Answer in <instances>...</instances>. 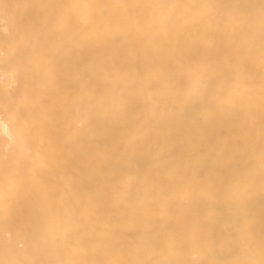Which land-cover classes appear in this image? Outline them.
Returning a JSON list of instances; mask_svg holds the SVG:
<instances>
[{
    "label": "snow or ice",
    "instance_id": "6c2138e0",
    "mask_svg": "<svg viewBox=\"0 0 264 264\" xmlns=\"http://www.w3.org/2000/svg\"><path fill=\"white\" fill-rule=\"evenodd\" d=\"M37 7L45 10L42 16L36 20L22 17L7 41V46L9 53L21 61L25 58L39 59L46 68L49 84L59 81L60 65L64 60H72L78 50L103 46L109 53L110 59L105 64L106 68L110 65L106 91L100 94L99 99L79 98V107L74 115L78 129L90 130L95 114L106 103L115 108L117 116L127 123L128 98L143 97L152 88L160 86L161 81L167 79L168 73L175 70L174 65L161 69L154 63L153 56L157 48L187 57L188 69L200 86L189 90L181 99L189 104L199 102L200 111L192 117L191 127L197 131L186 167L166 163L163 172L157 170L146 174H131L130 169L121 168L117 164L112 175L107 178L104 191L94 196L79 195L73 198L65 197L67 189L50 191L44 173L59 166V157L50 145L46 150L37 152L30 161L29 170L20 174L18 179L11 182V187L0 194V212L11 215L15 201L29 198L32 190L38 189L39 214L44 220L50 221L49 230L57 233L60 239L58 253L62 258L37 261L25 258V254L0 260V264H264V237L259 244L257 259L249 221V211L257 195L256 185L252 178L242 175V169L232 167L234 162L242 160L255 147L250 134V127L255 124L252 107L255 103L254 77L251 75L253 68H249L248 77L237 79L236 57L226 52L219 61L222 65L219 71L214 77L205 79L207 68L202 63L200 43L209 36L213 14L224 9L229 11L233 21L238 22L233 33L236 39L242 37L250 46L259 40L262 137L259 196L264 201V0L233 5L124 3L100 6L49 3ZM98 7L118 8L123 12L119 16H109L107 20H99L92 11L86 15L81 12V9ZM12 8V5L0 0V10L5 14ZM113 23L117 25L116 28L111 27ZM185 33L194 35L196 41L190 44L183 38ZM128 41L134 46L132 50L128 48ZM234 44L235 41L229 50ZM57 46L63 47L60 61L53 59ZM133 54L142 56L144 70L149 73L155 71L156 79L141 75L136 80H130L124 74L122 62ZM76 67H79L78 63ZM39 78L38 72L32 74L33 80ZM217 82H221L219 86L227 91L233 113H246V119L228 135L225 136L221 131L213 139L207 126L224 108V101L215 93ZM68 99L71 100V94ZM69 115L66 111V117ZM32 131V127L26 123L21 125L16 140L25 145ZM68 131L70 134L71 128ZM135 151V141L125 138L116 145L115 154L119 160H126ZM208 162L214 167H209ZM221 170L227 175L217 179L216 174ZM195 200H202L206 208L220 209L227 213L228 219L235 226L233 235L237 239L231 251L236 258H202L193 262L172 258H131L127 254L123 247L122 233L112 222L118 221L119 217L113 213H132L137 218L158 217L166 240L160 254L175 256L183 245V234L177 231V225L183 224L185 231L191 226V217L185 205ZM209 218H214L211 212ZM203 238L208 241L205 257H214L216 250L212 241L215 232L205 233ZM241 255L245 258H239Z\"/></svg>",
    "mask_w": 264,
    "mask_h": 264
},
{
    "label": "bare ground",
    "instance_id": "6f19581e",
    "mask_svg": "<svg viewBox=\"0 0 264 264\" xmlns=\"http://www.w3.org/2000/svg\"><path fill=\"white\" fill-rule=\"evenodd\" d=\"M12 5L5 14L0 10V194L11 187V182L28 171L30 161L37 152L46 150L50 145L59 157V166L44 173L49 190L67 189L65 197L76 198L79 195L94 196L106 188L110 177L119 164L121 168L131 170V174L164 171L166 163L175 167H186L192 148L196 129L191 127L192 117L199 113L200 103H184L189 90L199 87L198 81L188 69V59L179 53L173 55L167 50L155 49L153 61L161 69L174 65L175 70L168 73L160 86L152 88L143 97L128 98L127 123L117 116L116 109L106 103L95 114L90 130L82 131L76 127L75 110L79 107V98L85 100L100 98L106 91L107 72L105 67L110 56L103 46L83 48L77 51L72 60H64L60 65V79L56 84L46 80V68L39 59L14 57L9 53L7 41L14 34L16 26L23 17L26 20L39 19L45 12L37 7L49 3L80 5H118L124 3H180V4H218L233 5L240 3H258L259 0H2ZM18 6V7H17ZM95 13L99 20L109 16L122 15L118 8L81 9L83 14ZM111 27L116 28L113 23ZM238 22L232 20L227 9L214 13L209 36L202 45V63L207 68L205 79L214 77L222 65L219 64L226 52L236 57V78L254 77L255 103L253 104L254 126L250 134L254 141V150L242 160L233 163V169H242L244 177L254 180L257 195L249 211L252 238L258 249L264 237V201L259 196L260 183V144L261 112L260 97V49L259 40L249 45L242 37L236 39L233 33ZM195 29L192 30L195 33ZM183 38L190 44L196 41L194 35L185 33ZM235 41L234 47L229 46ZM147 43V42H146ZM133 44L128 41L129 50ZM187 51V50H185ZM63 47L57 46L53 59L60 61ZM79 67H76V64ZM123 72L130 80L141 75L156 79V72L144 70L143 58L133 54L122 62ZM38 72L40 78L32 79ZM217 82L215 93L224 101V108L217 113L207 127L209 134L228 135L246 119V113L236 115L226 90ZM71 94V100L68 97ZM119 93H117L118 95ZM127 95V94H126ZM206 99H211L207 97ZM66 111L70 113L66 117ZM27 124L32 127V135L25 145L16 140L18 128ZM69 128L71 133L69 134ZM125 138L135 141L136 151L126 160L116 156V145ZM162 154H164L162 156ZM209 167H214L208 162ZM227 173L223 170L216 174L222 179ZM38 189H33L27 199L13 203L11 215L0 212V260L12 259L26 254L25 258L37 261H49L62 258L58 253L60 239L56 232L49 230L50 221L44 220L37 207ZM191 217V226L185 231L184 225H177V231L183 234V245L175 256L161 255L166 245L161 222L158 217H135L132 213L115 212L119 220H113L122 233L123 247L131 258L142 259H184L193 262L202 258L233 259L231 246L237 239L233 235L234 223L227 213L220 209L206 208L202 200L191 201L185 205ZM209 212L214 218H209ZM107 219V217H106ZM215 232L212 246L216 250L214 257H205V233ZM245 237H241L244 239ZM239 258H245L241 255Z\"/></svg>",
    "mask_w": 264,
    "mask_h": 264
}]
</instances>
